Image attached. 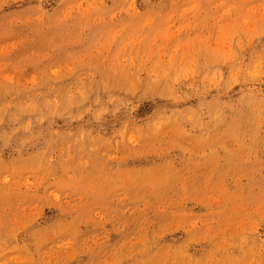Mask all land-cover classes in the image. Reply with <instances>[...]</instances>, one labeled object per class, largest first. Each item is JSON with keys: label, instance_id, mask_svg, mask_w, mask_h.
<instances>
[{"label": "rangeland", "instance_id": "1", "mask_svg": "<svg viewBox=\"0 0 264 264\" xmlns=\"http://www.w3.org/2000/svg\"><path fill=\"white\" fill-rule=\"evenodd\" d=\"M0 264H264V0H0Z\"/></svg>", "mask_w": 264, "mask_h": 264}]
</instances>
